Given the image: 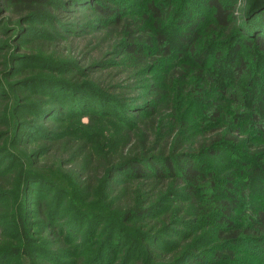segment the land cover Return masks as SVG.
<instances>
[{"label": "trees", "instance_id": "1", "mask_svg": "<svg viewBox=\"0 0 264 264\" xmlns=\"http://www.w3.org/2000/svg\"><path fill=\"white\" fill-rule=\"evenodd\" d=\"M189 1L182 0V4L188 7ZM202 1L211 9L208 42H220L228 52V57L217 55L211 64H215L217 73L228 65L234 74L229 87L215 88L217 95L213 102L211 96L209 100L205 98L212 111L205 110L209 118L204 119L202 127L208 121L213 125L209 130H200L199 125L190 123L183 111L173 105L171 93L166 88H149L152 99L146 102L138 97L145 75L160 67L161 60L167 61L174 56L190 63L193 61L195 66L182 62L173 69L167 66L168 72L164 75L169 83L184 80L191 67L197 71L193 78L204 84L211 86L214 79L222 81L216 72V78L202 73L204 61L211 53L197 46L199 35L189 30L179 31L187 23L176 11L179 0H3L9 3L7 12L12 16L17 14L18 19L37 20L54 26V30L50 29L58 35L51 33L34 42L40 50L36 54L39 60L33 56H29V60L37 61L46 67L45 70L54 66L56 71H66L61 74L42 71L21 77V85H30L37 93L33 94L32 102L23 106L24 109L44 119L50 117L44 115L74 117L91 111L104 118L114 117L124 129L119 137L121 144L114 152L106 150L94 154L80 138L58 140L55 144H61L49 147L48 152L46 145H36V152H45L44 156L54 151L52 148L58 149L59 155L52 161L60 165L70 160L69 164L62 165L69 167L66 171L73 184L86 191L85 194L103 190L102 198L106 202V207L101 205L100 210L79 208L72 214L65 211L64 222L56 214L53 220L59 222L49 224L52 229L57 228L51 236L57 244L56 250L45 255L43 264H51L49 257L56 261L55 257L62 256L66 241H76V246L88 245L92 249V255L84 264H114L119 250L116 248L119 239L114 235L125 223L132 227L138 239L143 240L146 264H189L206 256L224 264L234 261V250L242 240L252 241L258 247L264 245V205L257 202L249 205L245 201L244 208H238L247 191L260 194L264 199V143L252 148L256 161L239 170L241 180L238 182L225 171L218 176L212 170V164L202 158L203 154L217 156L224 144L243 141L246 137H240L242 126L264 138V73L258 69L252 73L243 56L236 58L240 45L235 41L241 23L252 14L257 0H245L241 14L235 8L239 0ZM15 23L11 32L19 28L14 27ZM3 27L0 23V34L6 29ZM61 28L81 29L86 36L76 37L74 32H69V36L61 37L58 32ZM41 32L42 29L35 30L33 35ZM245 37L243 42L247 50H251L257 62L264 63V36L255 34L251 40ZM49 38L54 41L49 42ZM81 39H85L82 44ZM5 43L0 38V47ZM58 47L70 50V57L76 58L60 60L64 68L56 67V59L50 54L49 49ZM213 49L211 46V52ZM8 71H4L6 75L0 71V127L9 126L12 139L18 144L21 140L18 133L24 122L18 117L19 108H9L12 103H7L11 98L15 101L19 98L12 96L4 86L11 81L12 72ZM242 77H245L244 81H241ZM237 82L242 86L240 94L232 87ZM67 93L77 94V97L66 100ZM221 97V101L229 102L232 110H236L229 115L221 114L217 108ZM44 130L48 132L45 126ZM5 135V130H0V156L7 151ZM31 153L28 151L25 155ZM33 171H24L22 165L8 177L0 171V191L9 195L17 189L18 181H22L24 196L32 199L30 184L42 178H35ZM119 175L135 185L134 192L132 187L118 188ZM185 195L193 196L195 202H183ZM55 200L56 196L46 202L44 211L39 210V213L47 215V209ZM186 205H192V208H186ZM27 207L20 208L16 228L23 233L18 242L22 244L21 251L30 256V238H26V230L32 226L27 223ZM210 220L217 225L212 236L198 235L197 228L203 229ZM85 224L88 227H83ZM168 231L178 233L179 241H168L163 236ZM96 236L99 239L96 240ZM7 249L0 264H7L9 255L18 253L12 246ZM120 259H125L124 254ZM24 264L34 262L25 258Z\"/></svg>", "mask_w": 264, "mask_h": 264}, {"label": "rangeland", "instance_id": "2", "mask_svg": "<svg viewBox=\"0 0 264 264\" xmlns=\"http://www.w3.org/2000/svg\"><path fill=\"white\" fill-rule=\"evenodd\" d=\"M244 4L245 0H239L235 5L236 10L240 11V14L244 11ZM187 6L188 7H186V4H182V0H179L176 5V11L185 18L184 22H187L186 25L181 26L179 31L184 32L189 30L192 33L196 32L199 35L197 46L200 48H206V51L212 54L208 55L206 58L207 61L205 60L206 62L204 61L203 67L201 66L202 73L205 74L204 76H213L216 78L214 73H217V70H214L215 64H211L212 59L216 58L217 55H221V58H226L228 57V52L220 42L215 40L212 44L208 42L209 32L207 31V27L212 18L211 9L202 0H190ZM8 9L9 3H4L3 0H0V23H3V28H6L4 33L0 34V38L6 42L0 47V71L2 72L1 74L6 75V72L4 71H8L11 67L8 71L12 72L11 81L8 84H4V86L12 96H17L19 98L16 101L11 98L10 102L7 101V103H12L9 108H19L18 117L19 119H22L24 124L21 127L22 131L18 133V138L21 139L18 144L16 142L14 143L9 126L4 129L0 127V130H5L6 135L4 138V146L7 147L6 153L0 156V171L3 172L4 176L6 175L5 177H8L9 173L14 172L17 168L19 169L22 165L24 171L25 169L34 170V173L32 174L36 175L35 178H42L41 180L37 179L34 183L30 184L29 195L32 199L24 196V185L22 184L21 186L22 181H18L16 184L17 187L15 186L17 189L9 195L3 190L0 191V208H2L0 215V251L2 254H0V259L1 256L6 257L7 253H5V251L12 246L18 251V253L15 255H9L10 261L7 264H24L25 258H28L31 262H34V264H43V261H45V255L52 253L54 249L56 250L57 244L55 245V242L53 241L54 237L52 238L51 236L55 233L57 228L52 229L49 225L59 222L57 219L53 220L56 214L59 215L58 217L60 220L64 222L66 218L65 211L72 214L75 213L77 209L79 210V208L100 210V208H103L101 205L106 207V202L102 198L104 193L103 190L100 192L89 191L88 195L85 194L86 191L79 189L76 184H73L66 171L69 167L62 165L63 163L69 164L70 160L64 161L60 165L59 163L56 164L52 161L53 158H57V154L59 155L58 149L52 148L54 151L51 150L48 155L44 156L43 154L45 152H36V150H38L36 145H46L45 149H47L48 152L49 147H55L57 144H61H55L58 140L64 138H80L87 142L88 150H91L94 154L106 150L114 152L121 144L119 137H121L120 134L124 132V129L116 123L114 117L108 116L107 118H104L99 113L96 115L95 112L91 111L78 114L74 117H67L65 115L51 117L52 115H44L50 116L47 119H44V117L40 118L33 114H29L26 109H24L23 106L32 102V99H34L33 94L37 93L33 91L34 89L30 85H21V77L24 78L35 73H41L42 71L45 73L57 74L65 73L66 71L65 69L56 71L54 66L47 67L48 70H45L46 67H43L37 61L33 62L29 60V56H33L36 60H39V58L36 57L39 49L34 46V42L42 38L45 39L48 34L55 33L54 31H51V29L54 30V26H48L47 23H41L37 20L18 19L17 14L12 16L7 12ZM14 22H16L14 27L19 26V28H15L14 31L11 32V26ZM38 29H42L43 32L39 35H33L35 30L38 31ZM69 30L70 29L68 28H61L58 31L60 33L59 36H69V32H74L76 37L86 36L84 33L85 31H82L81 29ZM255 34L264 36V1L260 2V0L256 1V8L247 21L241 23L240 30L237 31V34L235 35V41L240 45L239 50L236 52V58L243 56L244 60L248 62V67L252 73H255L254 71L257 69L260 70L261 73H264V63L257 62L251 50H247V47L243 42L244 36L251 40V36ZM48 40L49 42L54 41L52 38H49ZM84 41L85 39L79 40L81 44ZM205 44L209 45L204 46ZM211 46L214 47L212 52ZM49 50L50 54L56 59V67L64 68L61 66L60 63L62 61L59 62L60 60L67 58L76 59L75 57H70L71 52L68 49L58 47ZM114 57L117 59V56ZM181 62L195 66L193 61L190 63L186 59H177L175 56L167 61L161 60L160 67H157V69H154L145 75V81L142 82V87L140 89L143 94L141 93L138 97L140 100L146 102L152 99L150 94H148L150 92L149 88L152 86L154 88L155 86L166 88V90L171 93L170 97L173 105L183 111V116L190 123L199 125L200 130H209L213 125L208 121H206L202 127L204 119L207 120L209 118L207 111H212L211 107H209V105H211L210 102H207L205 98H208L209 100V96H211L210 100L213 102L214 97L217 95L214 91L216 87H229L234 80L233 70L230 69L228 65L220 68L217 74L221 76L222 81L219 82L217 79H214V81H211V86L209 84H204L205 82L203 81H198L193 78V75L197 73L196 68L194 67L187 69V76L184 80L169 83L164 75L168 72L167 66L170 69H173ZM13 69L15 70L12 71ZM244 79L245 77H242L241 81H244ZM232 87L234 89L236 88L237 93L240 94L242 89L240 82L234 83ZM193 88H195V90H193ZM50 90L54 89L51 88ZM76 97L77 94L73 95L67 93L65 99L72 100ZM21 98L23 99L21 100ZM222 99L223 98L221 97L220 101ZM220 105H217V108H219L218 111H220L221 114L227 113L229 115L232 111L236 110V108L232 110V105L229 102L221 101ZM44 126L48 129V132L44 130ZM240 137L246 138L238 143H227L222 145L217 156L202 155L204 160L208 161L210 165L212 164V170L216 171L218 176H221L223 171H225L234 176L237 182L241 180V177L238 176L239 170L245 168L248 163L256 161L254 156L255 151L252 148L255 146H262L264 143V138L257 136L254 132L249 131L243 126L241 127ZM23 150L25 153L28 151H31L32 153L27 156ZM237 156H241V159L238 160ZM117 182L118 188L125 187L127 190V188L132 187V192H134L135 185H132L133 183L127 181L125 177L121 175L117 176ZM107 188L113 189V187ZM60 194L63 196V199L57 200V198H61V196H59ZM54 196H56V200L49 206L50 208L47 209V215L39 213V210L44 211L45 203L51 200ZM110 198H113L112 195ZM182 200L183 202H188L190 200L195 202V199L191 195L183 196ZM242 201L238 203L239 210L244 208L245 201L249 205H253L255 202L262 206L264 205L263 197L260 194H252L251 191H247V195ZM26 205L29 206L26 210V217L28 218L27 223H31L30 226H32L30 230H26V238H30L28 242L30 256L21 251L22 244L18 242H21L23 233L18 229L19 227L16 228L17 216L20 213V208ZM186 208H192V205H186ZM102 212L105 213L104 210H102ZM44 219H46V222L43 223ZM199 223L203 224V221L199 220ZM206 224L207 226L201 230L197 228V231H199L198 235H201L202 237L204 235L206 237L212 236L217 225L211 220L206 222ZM68 225L71 224L68 223ZM83 227L88 226L85 224ZM181 228L185 229L184 226ZM120 229L121 230L117 231L118 234L114 235V237H118L119 239V243H116V248L119 250L117 252L118 257H116L113 263L146 264L145 261H148L144 258L146 249L141 245L143 244V240L136 237L132 227L127 226V223H125L124 227H121ZM178 235V233L168 231V233L166 232L163 236H165L168 241L178 242ZM95 239H99V236H96ZM74 242L76 241H66V245L61 252L62 256L59 258L55 257L56 261H53L52 258L49 257L50 261L48 262L51 264H65L66 262L68 264H84L92 255V249L88 245L78 247ZM176 245H178V243ZM23 246H25V243ZM171 246L172 245L169 244V247ZM234 251V261L226 262L224 264H264V245L258 247L252 241L246 242V240H242ZM123 254L125 259L121 260L120 256ZM219 263L220 262L211 261L210 256H206L200 261H190L189 264Z\"/></svg>", "mask_w": 264, "mask_h": 264}]
</instances>
